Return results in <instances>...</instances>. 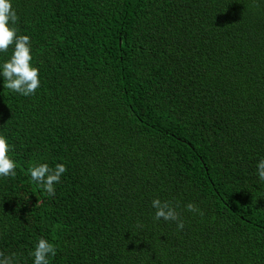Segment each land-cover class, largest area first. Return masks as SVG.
I'll return each mask as SVG.
<instances>
[{
	"label": "trees",
	"instance_id": "obj_1",
	"mask_svg": "<svg viewBox=\"0 0 264 264\" xmlns=\"http://www.w3.org/2000/svg\"><path fill=\"white\" fill-rule=\"evenodd\" d=\"M11 4L40 87L0 75L17 164L0 177V252L34 264L44 238L49 264H264V0ZM32 162L66 166L54 196Z\"/></svg>",
	"mask_w": 264,
	"mask_h": 264
},
{
	"label": "clouds",
	"instance_id": "obj_2",
	"mask_svg": "<svg viewBox=\"0 0 264 264\" xmlns=\"http://www.w3.org/2000/svg\"><path fill=\"white\" fill-rule=\"evenodd\" d=\"M17 20L11 0H0V53H7L9 48L13 47L10 58L0 64V75L3 77L5 89L22 96H31L40 87L39 69L31 63L30 38L26 35H17L18 30L15 27ZM9 152L7 139L0 135V177L15 178L17 164L10 157ZM66 171L67 168L62 163L50 167L47 163L32 162L27 169L31 182L43 188L50 196L55 195L54 185L59 183ZM257 172L259 179L264 181V158L259 160ZM152 207L155 209V220L175 221L178 230H183L184 222L170 201L153 199ZM186 209L203 215L198 206L192 203H188ZM138 226L142 227L140 224ZM55 255V246L44 238H38L34 251L30 253V256L34 257V264H49V256L55 257ZM0 264H15L14 254L6 256L0 252Z\"/></svg>",
	"mask_w": 264,
	"mask_h": 264
}]
</instances>
